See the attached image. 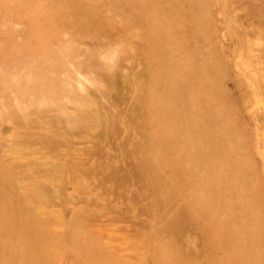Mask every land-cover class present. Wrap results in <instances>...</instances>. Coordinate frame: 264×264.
<instances>
[{
    "label": "rangeland",
    "instance_id": "rangeland-1",
    "mask_svg": "<svg viewBox=\"0 0 264 264\" xmlns=\"http://www.w3.org/2000/svg\"><path fill=\"white\" fill-rule=\"evenodd\" d=\"M0 264H264V0H0Z\"/></svg>",
    "mask_w": 264,
    "mask_h": 264
}]
</instances>
